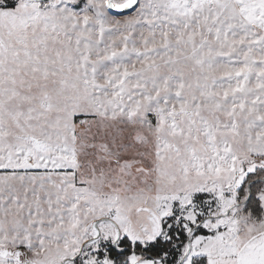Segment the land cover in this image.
<instances>
[{
	"label": "snow or ice",
	"instance_id": "obj_1",
	"mask_svg": "<svg viewBox=\"0 0 264 264\" xmlns=\"http://www.w3.org/2000/svg\"><path fill=\"white\" fill-rule=\"evenodd\" d=\"M0 264H264V0H0Z\"/></svg>",
	"mask_w": 264,
	"mask_h": 264
}]
</instances>
